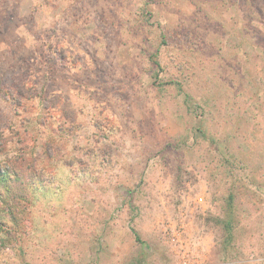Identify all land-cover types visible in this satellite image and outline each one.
Wrapping results in <instances>:
<instances>
[{
    "label": "rangeland",
    "instance_id": "rangeland-1",
    "mask_svg": "<svg viewBox=\"0 0 264 264\" xmlns=\"http://www.w3.org/2000/svg\"><path fill=\"white\" fill-rule=\"evenodd\" d=\"M45 87L60 159L0 264H264V0H0V163Z\"/></svg>",
    "mask_w": 264,
    "mask_h": 264
},
{
    "label": "trees",
    "instance_id": "trees-1",
    "mask_svg": "<svg viewBox=\"0 0 264 264\" xmlns=\"http://www.w3.org/2000/svg\"><path fill=\"white\" fill-rule=\"evenodd\" d=\"M153 55L154 63L159 69H161L162 64L160 60L156 58L158 54L155 53ZM156 75L159 78V74L157 73ZM167 83H173L182 90L185 96L184 102L190 111L195 107H199V104H196L195 100H193V96L185 91L182 86L183 84L180 81L174 80L171 82H162L161 84L163 85ZM15 90L19 99L14 100V102L18 103L20 107L27 109L26 107H28V105L24 101V98H26L25 93L28 88H26L23 83L21 87H17ZM48 91L47 87L43 89L41 88L40 90L37 104L39 107V115H37L35 119L28 115L24 116L22 119L24 140H33L32 145H34V141H37L38 139V136H35V134H43L42 127H44V125L48 127L47 114L43 112L49 107L51 94H49ZM5 94H7L6 90ZM48 129L49 132L51 131L52 136L47 135L46 137H43L40 148L31 149L27 154H22L21 152L19 157L16 155L8 158L7 155L5 156L6 161L0 163V211L3 210L9 212L15 223L20 220V211L24 212L25 210V206L23 205L32 201L34 193L45 186L46 179L51 178L54 175L52 167L44 164V162L46 160L53 162L60 159L61 145L57 142V134L54 135V130L50 127H48ZM198 129L204 138L208 140L210 139L212 142L215 141L201 126H199ZM0 137H4L3 134H0ZM234 201L235 194L234 192H231L229 197L230 211H232L234 207ZM5 223L7 222L1 218L0 225H4ZM232 225V222H229V228H231ZM1 239L2 243H4V238ZM137 239H139V236H137Z\"/></svg>",
    "mask_w": 264,
    "mask_h": 264
}]
</instances>
